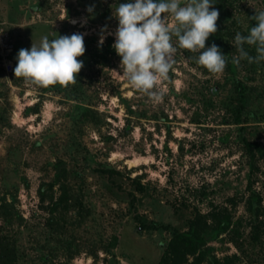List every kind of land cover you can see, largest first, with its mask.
Instances as JSON below:
<instances>
[{
	"label": "rangeland",
	"instance_id": "374dc122",
	"mask_svg": "<svg viewBox=\"0 0 264 264\" xmlns=\"http://www.w3.org/2000/svg\"><path fill=\"white\" fill-rule=\"evenodd\" d=\"M124 2L0 0L14 57L43 37L81 33L85 47L76 79L64 86L26 83L0 60V264H160L174 238L219 205L242 220L241 245L228 232L196 240L201 264L233 254L264 264V211L255 238L245 202L248 142L264 150V61L232 60L235 34H248L264 0H212L231 30L205 41L220 43L222 72L198 65L199 53L171 36L167 79L151 90L159 100L130 86L112 47L113 15ZM243 48L256 55L255 45ZM257 161L253 188L264 210V158Z\"/></svg>",
	"mask_w": 264,
	"mask_h": 264
},
{
	"label": "clouds",
	"instance_id": "9594fccd",
	"mask_svg": "<svg viewBox=\"0 0 264 264\" xmlns=\"http://www.w3.org/2000/svg\"><path fill=\"white\" fill-rule=\"evenodd\" d=\"M212 0H188L181 6V0H126L119 3L113 15L118 21L112 44L120 57V65L130 86L159 100L161 93L151 91L158 77L167 79L172 56L176 47L171 36L177 37L178 47L198 52L196 63L210 73L222 72L225 66L224 54L215 44L205 46L211 33L216 32L215 21L218 11L210 9ZM92 12V7L87 8ZM162 13L174 19V25H166ZM255 25L247 35L239 32L234 36V44L240 59L248 62L264 61V10L253 16ZM75 23V21H73ZM101 36L98 43H103ZM255 45L256 55L250 56L243 45ZM85 52L83 34L58 35L49 40L43 37L39 45L21 48L16 54L14 75L23 77L26 83L40 87L60 84L62 86L76 79L83 61L77 59Z\"/></svg>",
	"mask_w": 264,
	"mask_h": 264
},
{
	"label": "trees",
	"instance_id": "16d2710c",
	"mask_svg": "<svg viewBox=\"0 0 264 264\" xmlns=\"http://www.w3.org/2000/svg\"><path fill=\"white\" fill-rule=\"evenodd\" d=\"M216 32L211 33L213 37L217 38L222 34H230V26L226 23L219 22L217 19ZM219 42V41H218ZM219 47L220 43H214ZM226 44L230 45L227 41ZM241 110L237 112L236 119H240ZM248 148L251 155V174L250 180L248 182V191L250 192L245 202L247 204V210L250 212V217L247 219L248 226L252 227L254 230V237L258 238L261 233V227L263 221L260 220L259 216L263 214L264 210L260 206V194L253 188L254 182L258 176L260 170L257 164L259 158H264V150L260 143L248 142ZM256 146L257 148H252ZM257 151V152H256ZM263 212V213H262ZM242 220L234 221V215L232 209L227 205H219L211 209L208 213H199L194 219L192 225V231H185L180 236L175 237L170 245L169 250L166 255L162 258L160 264H184L189 261V256H193V261L190 264H201L206 261L205 256L196 252V240H202L203 242H209L216 239L221 233L228 232L231 234L232 240L236 242L237 245H241L240 238V227L242 226ZM208 264H247L239 261V256L237 254L228 255L223 258H215L214 260H208Z\"/></svg>",
	"mask_w": 264,
	"mask_h": 264
},
{
	"label": "built area",
	"instance_id": "2783aa9c",
	"mask_svg": "<svg viewBox=\"0 0 264 264\" xmlns=\"http://www.w3.org/2000/svg\"><path fill=\"white\" fill-rule=\"evenodd\" d=\"M16 42L12 31L4 21L0 20V60L8 72H13L15 67Z\"/></svg>",
	"mask_w": 264,
	"mask_h": 264
}]
</instances>
